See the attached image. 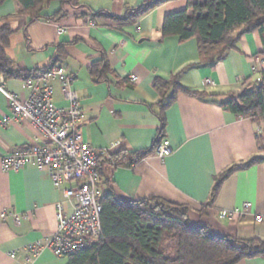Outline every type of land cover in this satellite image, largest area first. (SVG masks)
<instances>
[{
	"label": "crops",
	"instance_id": "0c3cea01",
	"mask_svg": "<svg viewBox=\"0 0 264 264\" xmlns=\"http://www.w3.org/2000/svg\"><path fill=\"white\" fill-rule=\"evenodd\" d=\"M152 1L74 0L72 5L48 0L36 18L22 12L17 0H2L0 28L8 24L13 29L7 55L26 73L61 66L72 76L85 110L80 124L83 139L101 152V195L112 190L119 200L160 198L184 204L193 225L209 226L219 236L264 241V224L255 219L264 214V162L230 174L213 197L216 179L224 171L264 155L259 123L220 105L264 73V36L257 30L243 33L237 46L212 67L199 64L196 39L163 37L166 16L185 10L189 0L165 1L135 21L119 24L108 18H121ZM103 59L108 71L99 79L92 65ZM177 75L187 89L208 96L179 92L161 112L163 96L155 80ZM25 80L5 78L0 72V85L21 100L31 93ZM52 85L55 104L67 107L60 81L53 80ZM171 94L172 90L164 100ZM161 113L172 153L160 157L155 147L141 160L115 164L111 160L115 153L131 157L153 148ZM3 114L12 115V110L0 90ZM35 131L28 121L0 126V156L27 144ZM62 200L63 192L45 171L32 165L19 171L0 166V264L69 263L68 256H56L48 248L37 255L27 249L56 231V204ZM64 207L66 213L72 212L71 203ZM222 212L236 213L222 217ZM237 264H264V256Z\"/></svg>",
	"mask_w": 264,
	"mask_h": 264
},
{
	"label": "trees",
	"instance_id": "16d2710c",
	"mask_svg": "<svg viewBox=\"0 0 264 264\" xmlns=\"http://www.w3.org/2000/svg\"><path fill=\"white\" fill-rule=\"evenodd\" d=\"M2 1V0H0ZM21 11L39 17L43 4L48 0H17ZM168 0L146 2L129 10L123 17L108 16L115 23L137 20L141 15ZM74 5V0H62ZM259 31L264 36V0H189L185 10L166 16L163 37L177 36L181 41L196 39L200 65L214 66L226 53L237 46L243 33ZM13 29L5 24L0 28V72L5 78L29 79L39 77L53 67L34 73H26L7 55ZM108 71L105 59L92 65V73L101 79ZM155 88L163 96L161 112L179 92L204 98L206 92L187 89L180 76L157 79ZM172 90L168 100H164ZM220 105L244 118L255 119L262 130L259 136L264 150V73L261 82L249 84L239 93L229 94ZM159 134L151 150L126 157L123 151L111 155L115 164H128L141 160L162 143L165 122L161 113ZM100 159L97 169L100 172ZM264 162V155L254 156L231 166L216 179L213 197L222 182L232 173ZM103 205L101 215L102 234L91 240L85 248L69 255L68 264H237L245 258L264 256V241L240 239L215 234L209 226L193 225L189 219V207L150 198L135 201L119 200L112 190L100 196Z\"/></svg>",
	"mask_w": 264,
	"mask_h": 264
},
{
	"label": "built area",
	"instance_id": "2783aa9c",
	"mask_svg": "<svg viewBox=\"0 0 264 264\" xmlns=\"http://www.w3.org/2000/svg\"><path fill=\"white\" fill-rule=\"evenodd\" d=\"M56 79L61 83L64 97L68 101L67 107H59L54 102L52 81ZM132 80L136 81L137 78L132 76ZM73 82L74 79L66 73L65 68L55 66L39 77L25 80V87L31 92L25 100L0 85L12 110V115L0 116V126L28 121L36 130L27 144L0 156V166L6 171H19L27 165L35 166L48 174L64 197V200L56 204V231L45 240H37L27 246L33 255L48 248L56 256H69L102 234L103 205L100 201V173L97 169L101 152L83 139L80 124L85 110ZM256 82H261V77ZM259 133H262L261 128ZM117 144H112V147ZM172 151L167 139L156 149L160 157ZM65 202L72 205L70 214L65 211ZM236 212H222L221 216L232 217ZM15 216L20 217L19 214ZM255 219L264 224V214L257 215ZM15 254L10 253V257Z\"/></svg>",
	"mask_w": 264,
	"mask_h": 264
}]
</instances>
